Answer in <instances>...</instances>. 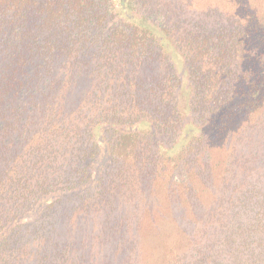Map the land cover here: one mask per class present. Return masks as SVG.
Segmentation results:
<instances>
[{
  "label": "trees",
  "instance_id": "trees-1",
  "mask_svg": "<svg viewBox=\"0 0 264 264\" xmlns=\"http://www.w3.org/2000/svg\"><path fill=\"white\" fill-rule=\"evenodd\" d=\"M156 205L155 264H264V0H0V264H148Z\"/></svg>",
  "mask_w": 264,
  "mask_h": 264
},
{
  "label": "rangeland",
  "instance_id": "rangeland-1",
  "mask_svg": "<svg viewBox=\"0 0 264 264\" xmlns=\"http://www.w3.org/2000/svg\"><path fill=\"white\" fill-rule=\"evenodd\" d=\"M174 5L176 2H186V0H172ZM202 5L197 6V8H201ZM177 7H175L176 9ZM191 9V8H190ZM189 10V9H188ZM193 10V9H192ZM187 11L186 14H196V11ZM150 26L163 38V41L170 49L171 54L173 55L174 61L181 72V74H185V64H184V57L183 55L176 51L175 46L172 42L165 36V34L159 29V27L155 26L152 23H149ZM189 95V86L187 83H184V87L180 91V102L183 106H185ZM194 130L192 125H189L186 128V131L191 134ZM161 208V211L158 210ZM154 215L150 216L147 219V223L145 222V214L143 215V227L140 230L135 232V236L137 241L141 242V253L143 258L147 259L148 264H155L157 263L161 256L164 254L167 246L172 244L176 240L178 230L177 227L174 225L173 221L171 220V216L168 215L164 208L159 205L155 206ZM164 212V213H162ZM93 224L90 225L88 228V232L93 230ZM95 232L91 233L94 234ZM91 237V235H90ZM144 262V261H143Z\"/></svg>",
  "mask_w": 264,
  "mask_h": 264
}]
</instances>
